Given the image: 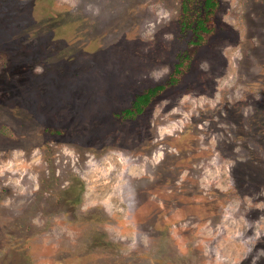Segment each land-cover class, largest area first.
<instances>
[{
	"label": "rangeland",
	"instance_id": "rangeland-1",
	"mask_svg": "<svg viewBox=\"0 0 264 264\" xmlns=\"http://www.w3.org/2000/svg\"><path fill=\"white\" fill-rule=\"evenodd\" d=\"M217 2L0 0V264H264V0Z\"/></svg>",
	"mask_w": 264,
	"mask_h": 264
},
{
	"label": "trees",
	"instance_id": "trees-1",
	"mask_svg": "<svg viewBox=\"0 0 264 264\" xmlns=\"http://www.w3.org/2000/svg\"><path fill=\"white\" fill-rule=\"evenodd\" d=\"M217 3H218L217 0H204V9L207 12L206 15L209 16V12L213 11V8L217 6ZM186 4H185V8L187 9ZM196 24H197L198 33L209 31L208 28L205 27L204 20H199L196 22ZM155 91L156 89H151L138 97V100L134 104L136 109L138 110V113L142 112V106L147 104L151 100L152 95L155 93ZM125 113L127 114L126 116H130L131 114H133V112L130 110H127Z\"/></svg>",
	"mask_w": 264,
	"mask_h": 264
}]
</instances>
